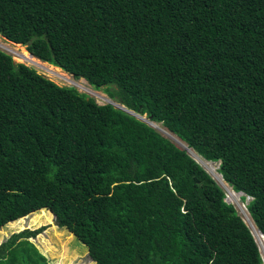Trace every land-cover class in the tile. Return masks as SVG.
<instances>
[{
	"label": "trees",
	"instance_id": "trees-1",
	"mask_svg": "<svg viewBox=\"0 0 264 264\" xmlns=\"http://www.w3.org/2000/svg\"><path fill=\"white\" fill-rule=\"evenodd\" d=\"M0 35L134 113L0 49V264H51L44 210L95 264H264L225 200L264 241V0H0Z\"/></svg>",
	"mask_w": 264,
	"mask_h": 264
},
{
	"label": "rangeland",
	"instance_id": "rangeland-1",
	"mask_svg": "<svg viewBox=\"0 0 264 264\" xmlns=\"http://www.w3.org/2000/svg\"><path fill=\"white\" fill-rule=\"evenodd\" d=\"M0 49L6 51V53H8L11 56V59L14 62H23L26 65L33 67L36 71L42 73L44 76L51 79L53 82H55L60 86L74 87L76 90L82 93H86L90 97H94L99 104H106L110 102L120 105L115 100L110 99L108 94L105 91L101 90V88L96 89L83 78H75L72 74L64 71L63 69L57 68L56 66L49 64L47 62L43 63V61L39 59H35V60H38L40 63L34 64L33 62L29 61L26 57H24V54H27L29 56L24 45L21 44L14 45L13 43L5 40V38L2 37L1 35H0ZM131 113L133 112L131 111ZM135 115L139 116L144 120H147L152 126H154L155 128L161 131L160 127H157L156 125L152 124V122L146 117V115L140 116L139 114L136 113ZM170 138L174 140V142H176L178 145L182 146L177 139L173 137ZM201 159L204 160L203 157H201ZM196 160L213 177V179L218 183V185L224 189L223 185L220 184L218 181V180L221 181V175H219L220 173L218 172L219 163L209 162L207 164L204 161H199L198 159ZM233 194H234L233 196L229 195L228 197L226 193V200L235 207L237 213L241 216V218L244 220L246 225L250 227L251 231L253 232L260 246L261 254L264 261V244L262 242V238L258 234L255 228L256 225H254L255 223L253 218L251 217L250 212H248L246 208L247 203L250 202L252 198L246 197L243 200L241 194L239 193L237 194L233 193ZM44 211L46 212L44 213V215L42 214L40 215V213H33L25 217L24 226L30 228H38V227L43 228V230L40 233H38V235H36L35 237H31V240L36 245H38L39 248L44 253H46L50 263L51 264H95L88 255L86 245L83 244L80 240H78L77 237L73 233L69 232L66 228L56 224L54 215L51 211H47V210ZM12 223L14 224L13 225L14 227L11 226ZM16 225H18V223L15 224L14 222H9L0 228V242L10 232L19 229L16 227Z\"/></svg>",
	"mask_w": 264,
	"mask_h": 264
},
{
	"label": "bare ground",
	"instance_id": "bare-ground-1",
	"mask_svg": "<svg viewBox=\"0 0 264 264\" xmlns=\"http://www.w3.org/2000/svg\"><path fill=\"white\" fill-rule=\"evenodd\" d=\"M14 45H17V44H14ZM24 57H26L29 61H31V62H33L34 64L36 63V64H39L40 62L38 61V60H35L34 58H29V56L27 55V54H24ZM59 70V69H58ZM152 124H153V122H152ZM158 127V126H157ZM160 128H161V126H160ZM221 178H222V176H221ZM227 186V185H226ZM225 186V187H226ZM229 193H230V196H233L234 194V192H232V190H229ZM237 194V193H236ZM239 194H241V193H239ZM242 195V194H241ZM235 197V196H234ZM237 198V197H236ZM263 242V244H264V241H262Z\"/></svg>",
	"mask_w": 264,
	"mask_h": 264
},
{
	"label": "water",
	"instance_id": "water-1",
	"mask_svg": "<svg viewBox=\"0 0 264 264\" xmlns=\"http://www.w3.org/2000/svg\"><path fill=\"white\" fill-rule=\"evenodd\" d=\"M30 56V55H29ZM114 104V103H113ZM116 107H119V108H122V109H124L125 111H127V112H129V113H131L130 111H128L126 108H124L123 106H121V105H118V104H114ZM131 114H133V113H131ZM139 117V116H138ZM142 119V118H141ZM197 161V160H196ZM198 162V161H197ZM237 193H241L242 195L244 194L243 192H237ZM248 197V196H247ZM225 200H226V197H225ZM227 201V200H226ZM262 235L264 236V234L262 233Z\"/></svg>",
	"mask_w": 264,
	"mask_h": 264
},
{
	"label": "clouds",
	"instance_id": "clouds-1",
	"mask_svg": "<svg viewBox=\"0 0 264 264\" xmlns=\"http://www.w3.org/2000/svg\"><path fill=\"white\" fill-rule=\"evenodd\" d=\"M221 175V174H220Z\"/></svg>",
	"mask_w": 264,
	"mask_h": 264
}]
</instances>
